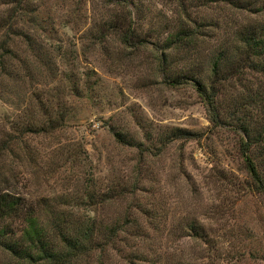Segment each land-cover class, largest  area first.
Listing matches in <instances>:
<instances>
[{
	"label": "rangeland",
	"instance_id": "rangeland-1",
	"mask_svg": "<svg viewBox=\"0 0 264 264\" xmlns=\"http://www.w3.org/2000/svg\"><path fill=\"white\" fill-rule=\"evenodd\" d=\"M246 1L250 11L224 0H0V45L11 55L0 58V187L125 227L100 264H130L129 253L147 257L136 264H264V196L248 188L237 136L226 125L212 130L191 82L167 83L156 65L173 55L165 39L184 29L196 31L187 53L203 70L224 33L264 20V0ZM26 37L48 51L55 76ZM17 58L31 81L14 75ZM62 109L63 123L42 124ZM175 128L193 136L169 139ZM187 223L209 242L181 236ZM140 228L150 237L135 243L128 235Z\"/></svg>",
	"mask_w": 264,
	"mask_h": 264
},
{
	"label": "trees",
	"instance_id": "trees-1",
	"mask_svg": "<svg viewBox=\"0 0 264 264\" xmlns=\"http://www.w3.org/2000/svg\"><path fill=\"white\" fill-rule=\"evenodd\" d=\"M224 2L237 10H251V3L246 0ZM4 24L6 21H2V26H6ZM6 27L10 28V23ZM119 28L118 37L126 45L128 31ZM223 35L212 46L203 70L197 55L187 53L198 40L196 31L184 29L165 39L168 42L165 48H170L173 55L160 54L156 65L167 83L191 82L203 101L212 130L226 125L237 136V150L249 178L248 188L264 196V20L243 21L233 27L229 35ZM25 42L29 52L45 68V76H55L57 70L50 68L54 63L48 51L42 53V47L31 37H26ZM0 50L1 59L11 57L9 49H3V42ZM16 61L21 71H14V75L19 81H31L34 76L31 69L25 66V61L18 58ZM235 87L237 91L233 92ZM48 96L52 98L51 94ZM41 105L45 108L44 116H49L48 105ZM56 114L59 115L56 120L44 118L42 124L50 127L57 120L63 123L67 112L62 109ZM25 126L36 125L27 122ZM25 126L23 130H30ZM114 136L119 142H128L122 133L114 132ZM179 136L193 135L175 128L168 138ZM6 144V141L0 142V155ZM15 223L18 229L14 228ZM184 228L191 233L180 232L181 236L209 242V234L203 228L194 223H187ZM125 230V227L97 224L91 216L73 217L54 200L41 197L32 201L0 187V250L6 253V259L0 260V264H100L104 260L103 253L116 250ZM128 236L135 243L150 237L143 228L130 231ZM129 254L130 264L148 260L143 253Z\"/></svg>",
	"mask_w": 264,
	"mask_h": 264
}]
</instances>
